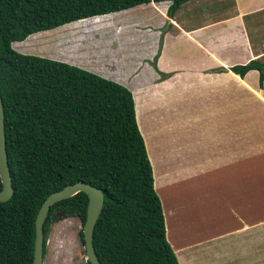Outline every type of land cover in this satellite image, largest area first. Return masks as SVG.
Segmentation results:
<instances>
[{
  "label": "crops",
  "instance_id": "1",
  "mask_svg": "<svg viewBox=\"0 0 264 264\" xmlns=\"http://www.w3.org/2000/svg\"><path fill=\"white\" fill-rule=\"evenodd\" d=\"M190 1L171 17L166 16L169 2L130 8L147 12L139 22L114 15L108 25L104 21V29L113 32L114 40L126 29L138 30L144 36L140 45L120 43L117 51L98 53L77 47L78 55L73 50L72 59L62 62L131 93L165 237L179 257L177 264L200 258L198 264H264V117L256 130L250 120L255 110L264 115V83L259 89L254 70L242 78L229 70L264 58V31H256L262 23L251 29L261 35L260 45L242 25L250 14L243 10L264 14V0H247L244 8L233 5V14L224 18L186 26L179 10ZM20 52L29 51L23 47ZM256 149L262 151L261 164ZM218 204L229 219L216 221ZM184 255L198 259L187 262Z\"/></svg>",
  "mask_w": 264,
  "mask_h": 264
},
{
  "label": "trees",
  "instance_id": "2",
  "mask_svg": "<svg viewBox=\"0 0 264 264\" xmlns=\"http://www.w3.org/2000/svg\"><path fill=\"white\" fill-rule=\"evenodd\" d=\"M188 1L0 0V98L12 189L0 203V264H31L34 218L42 201L78 181L103 195L91 240L100 264H177L129 90L64 62L20 54L11 44L50 30L79 32L102 19L108 25L110 16L150 2H169L171 17ZM229 70L239 78L256 71L262 88L264 58ZM86 203L79 192L49 207L43 255L53 216L75 217L82 225ZM78 238L83 246L81 229Z\"/></svg>",
  "mask_w": 264,
  "mask_h": 264
},
{
  "label": "rangeland",
  "instance_id": "3",
  "mask_svg": "<svg viewBox=\"0 0 264 264\" xmlns=\"http://www.w3.org/2000/svg\"><path fill=\"white\" fill-rule=\"evenodd\" d=\"M246 1L191 0L189 3L180 8L179 13L183 15H181L183 18V23L186 24V26H190L192 24L195 25V23L201 24V20L224 18V16L227 14H233L232 11H235V7H233V5L238 4L240 7L244 8V2ZM248 11H250V8L243 10V12L250 13L247 14V16L244 17L242 20V25L246 28L245 31H247L248 33H253L251 29L253 26H256V23H262V27L256 29V31H264V14L261 15V13H259V15ZM146 13L147 12H141L140 14L139 10H136L135 8L121 11L118 15H112L110 17L114 16L120 21L139 22L140 17H143V14ZM103 25L104 21L100 20L97 22V24L96 22L95 24L87 22L82 28L83 30L85 29V31L82 30V32H78V29L73 27L53 31L50 30V32L48 33L39 34L34 37L29 38L28 36L26 38L27 40H25L24 42H14L11 44V48L13 49L14 47L13 50L20 54L35 55L62 62L65 59H72L73 50L75 51V55H78V49L82 48L86 51L88 50L89 52H92L93 50L94 53H98L101 50L109 51V49L117 51L118 48H120L121 44H124L125 46L126 44H128V47L134 46L135 48L140 45L143 40L144 36L139 33L137 35L136 32H138V30L135 29L124 30V36L121 39L118 38L117 40H114V36H112L113 32L104 29ZM131 30H133L134 32L132 34H128ZM111 36L113 38L112 41L110 38ZM139 36H141L142 39H139ZM260 37L261 35L253 33L252 39L257 45H260V43L257 41V38L259 39ZM23 47L29 52L21 53L20 51ZM122 52H125V50ZM102 58L103 56H101L99 60L103 61ZM263 117L264 115L259 114L256 110L253 114H251L250 120H254L255 130L258 129L261 123L263 122ZM261 153L262 151L260 149H256L255 158H258L256 160V163L261 164ZM221 207L223 206L214 207L216 221L222 218L229 219V216L226 215V213H228L226 212V208ZM55 219L57 221L55 222V224L50 225L46 236V255H44L43 257L45 258L44 264H75L74 259L76 260V264H85L83 247L79 244L78 239H76L75 237L76 229H79L80 227L79 222L64 216H60ZM170 233L171 231L170 229H168V238L171 236ZM177 259H179V257ZM180 259L182 260V258ZM196 259H198V257H196L195 260ZM200 259L194 262V264H198V261ZM191 260H194V258L185 257V261L191 262Z\"/></svg>",
  "mask_w": 264,
  "mask_h": 264
},
{
  "label": "water",
  "instance_id": "4",
  "mask_svg": "<svg viewBox=\"0 0 264 264\" xmlns=\"http://www.w3.org/2000/svg\"><path fill=\"white\" fill-rule=\"evenodd\" d=\"M4 140L3 108L0 98V203L8 201L12 195ZM79 192L83 193L87 198L85 218L83 224L80 227L85 262L88 264H100L94 253L91 240L94 224L102 208L103 195L98 189L82 181H78L71 185H66L62 189L49 194L42 201L34 218V238L32 243L31 264H42V224L45 220L49 207L59 201L68 199ZM58 216H62V213H57L54 217L56 218Z\"/></svg>",
  "mask_w": 264,
  "mask_h": 264
},
{
  "label": "flooded vegetation",
  "instance_id": "5",
  "mask_svg": "<svg viewBox=\"0 0 264 264\" xmlns=\"http://www.w3.org/2000/svg\"><path fill=\"white\" fill-rule=\"evenodd\" d=\"M55 218V217H54Z\"/></svg>",
  "mask_w": 264,
  "mask_h": 264
}]
</instances>
